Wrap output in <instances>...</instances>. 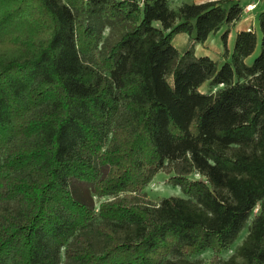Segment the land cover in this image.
Wrapping results in <instances>:
<instances>
[{
  "label": "trees",
  "instance_id": "obj_1",
  "mask_svg": "<svg viewBox=\"0 0 264 264\" xmlns=\"http://www.w3.org/2000/svg\"><path fill=\"white\" fill-rule=\"evenodd\" d=\"M170 1L0 0V264H264V11Z\"/></svg>",
  "mask_w": 264,
  "mask_h": 264
},
{
  "label": "rangeland",
  "instance_id": "obj_2",
  "mask_svg": "<svg viewBox=\"0 0 264 264\" xmlns=\"http://www.w3.org/2000/svg\"><path fill=\"white\" fill-rule=\"evenodd\" d=\"M206 1L207 0H171L170 1V8L177 9L179 6H181L182 4H185V3H187V4H192V3L198 4V3H203ZM252 8H254V7L244 6L243 12L246 15L243 14L242 15L243 18H241V20L239 22L235 23L234 25L224 26L223 29L221 31H219L216 35L210 36L209 40L205 43V45L196 46L195 47L196 54L197 55H201V54L207 55L213 61L218 62L219 64H222L224 61V59H223L224 50H223L222 43L220 40L222 33L225 30L229 31V36L227 39V49H229L231 51V49L233 47L232 38H233L236 30H238V28H240V27H248L253 31L254 26H256V17H257L258 12L261 9V6L259 5L256 9L254 8L253 11H252ZM108 34H109L108 30L106 32H104V38L110 36ZM258 37H259V28H258ZM182 38H183L182 35H177L173 40V44L179 52H183L185 49V48L183 49L184 43H181ZM255 55H257V52L255 53ZM253 57L248 59L246 61V64H249L252 61ZM219 88H221V86L220 87H212L211 85H209V83H205L200 88V92L203 94L213 93ZM169 179H170V175L166 174L165 172L158 173L152 179V181L148 184V186L143 189L142 194L144 195V197L147 200H149L155 204H157L163 198H170V197L184 198V195L181 193L179 188H176V187H173L170 185ZM191 179H197L198 180L199 177L198 176H192ZM73 187H74V191H75V193L79 199H81L85 203L92 202V204L94 205V208H95L97 203L92 196L91 187L89 185H87V184H74L72 186V190H73ZM246 236H247V230L242 231V233L239 235L238 239L230 247V249L221 254V256H220L221 259L228 260L232 255H234L236 249L242 244V242L244 241ZM212 257H213L212 252L205 251V252L199 253L195 256L187 257L186 260H188L192 264H206V263H208V261Z\"/></svg>",
  "mask_w": 264,
  "mask_h": 264
},
{
  "label": "crops",
  "instance_id": "obj_3",
  "mask_svg": "<svg viewBox=\"0 0 264 264\" xmlns=\"http://www.w3.org/2000/svg\"><path fill=\"white\" fill-rule=\"evenodd\" d=\"M209 1H218V0H207L206 2H209ZM233 1H236V2H239L240 3V6L242 7V9H244V6H249V7H254L255 9L260 5L261 6V9H260V11L258 12V14H257V17H256V26H254V29H253V31L258 35V24H257V18H258V15L260 14V13H262L263 11H264V2L263 1H259V0H233ZM196 4V3H195ZM254 8H252V11H253V9ZM251 11V10H250ZM243 14H245L244 12H243ZM253 14V13H252ZM246 15V14H245ZM242 18H243V16H242ZM250 30V28H248V27H240V28H238V30H236V32L234 33V36H233V38H232V42H234V39H235V36H236V34L237 33H239V32H242V31H249ZM183 36V38L181 39V43H184L183 44V49L184 48H187V46H189V44H190V41L188 40V38L185 36V35H182ZM229 36V35H228ZM210 38V37H209ZM209 38H208V40H209ZM207 40V41H208ZM206 41V42H207ZM205 42V43H206ZM205 45V44H204Z\"/></svg>",
  "mask_w": 264,
  "mask_h": 264
}]
</instances>
